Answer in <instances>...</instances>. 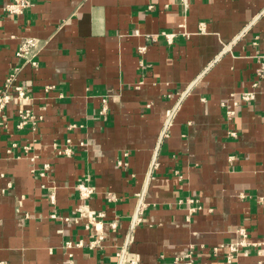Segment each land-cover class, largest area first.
I'll return each mask as SVG.
<instances>
[{
	"label": "crops",
	"instance_id": "obj_1",
	"mask_svg": "<svg viewBox=\"0 0 264 264\" xmlns=\"http://www.w3.org/2000/svg\"><path fill=\"white\" fill-rule=\"evenodd\" d=\"M6 2L0 264H264V0Z\"/></svg>",
	"mask_w": 264,
	"mask_h": 264
},
{
	"label": "built area",
	"instance_id": "obj_2",
	"mask_svg": "<svg viewBox=\"0 0 264 264\" xmlns=\"http://www.w3.org/2000/svg\"><path fill=\"white\" fill-rule=\"evenodd\" d=\"M1 1L0 0V8H1ZM155 1V0H153ZM184 5L188 6L190 4V0H176ZM30 6V0H7V2L3 5V10L9 14H19L22 13L27 7ZM155 5L151 3L149 5L150 9H153ZM203 27V23H202ZM168 38H171L174 34L173 33H165ZM38 49V43L34 39H28L25 40L18 48L16 55L20 58H25L27 61H32L35 63L34 58L37 54ZM259 74L263 77L264 76V66L261 67ZM14 74H12L10 77L7 78L6 83L3 85L2 88H0V112H3V110L9 105L12 101H22L25 102L28 99L27 93L25 89L21 85H16L13 88L10 87L12 80H13ZM12 89V91H10ZM256 97V93L253 91H247L244 92L242 95V100L248 101L252 100ZM21 111V110H20ZM169 116L172 115V111L169 112ZM80 189V198L85 199L88 198L91 193L93 192V188L89 185H86L84 183L79 185ZM79 211H81V208H78ZM56 214H53L52 217H56ZM82 245V243H79ZM248 244L247 241V231L245 228L239 230V237L236 241H232L230 243H227L223 246H215L212 248L213 254L217 255L222 248L225 246L228 247L229 252L226 255V261L233 264L236 258V254L240 249ZM68 246H71L70 243H68ZM182 260V259H181ZM181 260H176L178 264L181 263ZM186 264H195L192 255H188V259L185 261Z\"/></svg>",
	"mask_w": 264,
	"mask_h": 264
},
{
	"label": "water",
	"instance_id": "obj_3",
	"mask_svg": "<svg viewBox=\"0 0 264 264\" xmlns=\"http://www.w3.org/2000/svg\"><path fill=\"white\" fill-rule=\"evenodd\" d=\"M136 216H138V213L136 214Z\"/></svg>",
	"mask_w": 264,
	"mask_h": 264
}]
</instances>
